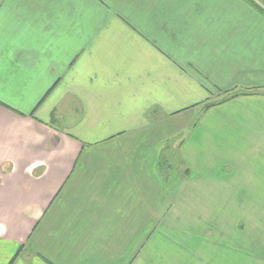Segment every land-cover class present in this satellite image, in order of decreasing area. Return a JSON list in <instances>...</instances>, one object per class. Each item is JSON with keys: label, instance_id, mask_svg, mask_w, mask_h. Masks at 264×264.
<instances>
[{"label": "crops", "instance_id": "crops-1", "mask_svg": "<svg viewBox=\"0 0 264 264\" xmlns=\"http://www.w3.org/2000/svg\"><path fill=\"white\" fill-rule=\"evenodd\" d=\"M220 90L258 93L200 111L176 146L191 173L164 190L163 148ZM219 107L264 150V17L243 0H0V264L264 262L255 243L220 254L224 236L161 254L182 199L224 183L206 149ZM236 165L264 234V176Z\"/></svg>", "mask_w": 264, "mask_h": 264}, {"label": "rangeland", "instance_id": "rangeland-1", "mask_svg": "<svg viewBox=\"0 0 264 264\" xmlns=\"http://www.w3.org/2000/svg\"><path fill=\"white\" fill-rule=\"evenodd\" d=\"M234 108L241 109L244 107L237 106ZM244 109L246 110V108ZM197 111L194 112L192 124L187 126L185 132L166 143L163 149L165 163L158 165L162 181L164 174L169 172L171 183L176 182L187 168V166L177 164L181 159L176 146L177 143L193 135L194 123L200 119V111L203 112L202 110ZM228 114H231L229 109L219 107L211 110L206 120L208 157L221 166L218 175L225 178L224 183L222 187L217 189L209 186L206 194L194 196L191 198V202H187V197L182 199V202L186 203L182 208L186 214L181 223L184 228L176 227L174 234L168 230L161 234V254L185 255L194 251L198 252V245H194L196 240H208L214 236H224L227 238H224L223 244L218 246L220 254L238 252L253 254L250 246L255 243L257 258L259 260L262 258L260 252L262 253L264 248L259 242H263V230L259 229L258 225L248 218L250 202L248 196L245 195L248 187L246 189L242 187L247 184V180L244 178L247 174L239 176V182L236 183L235 188L231 186V179L234 176V171L237 174L236 163L239 161L251 162L257 176L263 178L264 150L259 149V145H254L258 140L250 138L248 132L243 128L244 124H248L253 119H248L244 114L236 116ZM213 140H217V142H213ZM214 147L221 148V150L214 152ZM166 163L172 164L170 170H168ZM233 198L236 200V205L232 203ZM263 202L264 200L261 199L260 203ZM257 215H260L261 220H263L262 213H257ZM207 223L208 225L203 227ZM202 227L203 230H201ZM244 243L249 244V247L248 245L243 247ZM256 264H264V262L260 260Z\"/></svg>", "mask_w": 264, "mask_h": 264}, {"label": "trees", "instance_id": "trees-1", "mask_svg": "<svg viewBox=\"0 0 264 264\" xmlns=\"http://www.w3.org/2000/svg\"><path fill=\"white\" fill-rule=\"evenodd\" d=\"M243 1L245 3H247L253 10H255V12H257L259 15L264 17V0H243ZM220 91H221V95L220 96H218V97H216L214 99L209 98L207 101L203 102L201 110L204 113L208 112L213 107L219 106V105H221L223 103H226V102L230 101L231 99L239 97L241 95H249V94L258 93L257 90H242V91L239 90V91H232L230 93H228V91H225V90L224 91L220 90ZM32 115H34V113H32ZM197 122L194 123L195 126H196ZM164 159H165V156H164L163 150H162L158 165L164 164L165 163ZM180 159L181 160L179 162H177V164H179L180 166L181 165L187 166L186 162L181 157H180ZM166 164L168 165V170H170L172 164H169V163H166ZM190 173H191V170L187 166V168H185L181 178H178L176 180V182L171 183V181H170V173L166 172L164 174V177H163L164 190L173 189L175 186L178 185V183L182 180V178H184L186 176H189Z\"/></svg>", "mask_w": 264, "mask_h": 264}]
</instances>
